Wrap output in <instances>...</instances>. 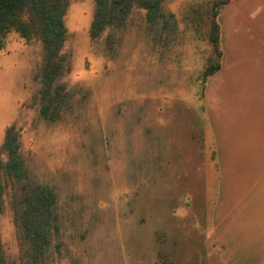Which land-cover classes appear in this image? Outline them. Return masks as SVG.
Segmentation results:
<instances>
[{
  "label": "rangeland",
  "instance_id": "rangeland-1",
  "mask_svg": "<svg viewBox=\"0 0 264 264\" xmlns=\"http://www.w3.org/2000/svg\"><path fill=\"white\" fill-rule=\"evenodd\" d=\"M258 1L228 9L235 14L228 62L246 51L253 56ZM212 2L165 0L154 23L133 8L124 24L91 39L94 0H70L61 48L68 59L59 78L67 107L54 120L39 113L40 41L13 30L5 35L0 146L14 124L30 180L56 194L49 242L36 262L21 247L11 209L18 194L3 179L7 264H223L220 245L209 238L217 167L202 77L207 64L223 58L224 6L216 15L219 57L208 41Z\"/></svg>",
  "mask_w": 264,
  "mask_h": 264
},
{
  "label": "crops",
  "instance_id": "crops-1",
  "mask_svg": "<svg viewBox=\"0 0 264 264\" xmlns=\"http://www.w3.org/2000/svg\"><path fill=\"white\" fill-rule=\"evenodd\" d=\"M257 3L263 14L251 37L253 56L246 51L230 62L229 53H235L227 44L235 14L228 9L241 2L224 5L223 58L204 94L217 167L209 238L220 245L223 264H264V0Z\"/></svg>",
  "mask_w": 264,
  "mask_h": 264
},
{
  "label": "trees",
  "instance_id": "trees-1",
  "mask_svg": "<svg viewBox=\"0 0 264 264\" xmlns=\"http://www.w3.org/2000/svg\"><path fill=\"white\" fill-rule=\"evenodd\" d=\"M70 0H0V47L5 35L15 31L25 40L36 38L41 43L43 66L38 75L40 115L48 120L58 117L67 107L68 93L59 78L67 66V56L61 52L66 27L64 15ZM165 0H94L89 35L96 39L106 28L124 24L133 8H141L148 22L163 17ZM229 0H213L211 12H206L208 41L220 56L219 26L216 15ZM220 66L218 61L205 66L202 77L206 79ZM0 212L4 194V180L10 181L14 191L11 200L13 222L21 247L34 261L43 258L49 239V223L54 220L56 194L49 185L32 182L20 152L19 132L14 124L4 129L0 146ZM0 264H7L0 244ZM155 264H167L156 261Z\"/></svg>",
  "mask_w": 264,
  "mask_h": 264
}]
</instances>
